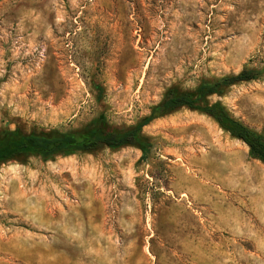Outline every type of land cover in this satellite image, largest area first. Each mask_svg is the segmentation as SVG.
Wrapping results in <instances>:
<instances>
[{
    "label": "rangeland",
    "instance_id": "obj_1",
    "mask_svg": "<svg viewBox=\"0 0 264 264\" xmlns=\"http://www.w3.org/2000/svg\"><path fill=\"white\" fill-rule=\"evenodd\" d=\"M264 69V0H0V132L148 120ZM264 135V72L213 96ZM137 148L0 167V264H264V164L181 109Z\"/></svg>",
    "mask_w": 264,
    "mask_h": 264
},
{
    "label": "trees",
    "instance_id": "obj_2",
    "mask_svg": "<svg viewBox=\"0 0 264 264\" xmlns=\"http://www.w3.org/2000/svg\"><path fill=\"white\" fill-rule=\"evenodd\" d=\"M264 72L244 68L239 74L227 75L213 81H204L192 91L171 87L148 120L129 128L111 126L106 119H95L82 128L59 129L21 128L0 132V167L10 162H23L29 158L51 159L67 154H95L102 150L117 151L137 148L146 158L150 152V138L144 128L153 120L181 109H189L213 119L233 139L249 148V156L264 164V135L236 119L220 101L211 103L213 96L222 97L229 88L257 80Z\"/></svg>",
    "mask_w": 264,
    "mask_h": 264
}]
</instances>
